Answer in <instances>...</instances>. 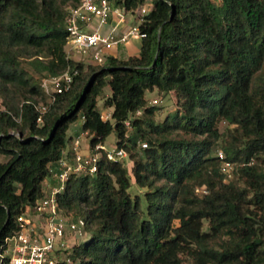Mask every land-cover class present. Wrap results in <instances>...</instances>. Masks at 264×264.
<instances>
[{
	"label": "trees",
	"instance_id": "1",
	"mask_svg": "<svg viewBox=\"0 0 264 264\" xmlns=\"http://www.w3.org/2000/svg\"><path fill=\"white\" fill-rule=\"evenodd\" d=\"M81 1L0 0V252L81 118L93 151L116 131L132 165L100 150L95 174L71 175L59 206L89 236L61 264H264V0H151L139 54L104 64L68 56ZM112 1L136 13L147 0ZM68 68L71 88L39 123L43 80ZM154 90L182 109L158 121Z\"/></svg>",
	"mask_w": 264,
	"mask_h": 264
},
{
	"label": "built area",
	"instance_id": "2",
	"mask_svg": "<svg viewBox=\"0 0 264 264\" xmlns=\"http://www.w3.org/2000/svg\"><path fill=\"white\" fill-rule=\"evenodd\" d=\"M148 1L150 7H147ZM151 8V0H147L136 13L114 6L112 0H82L79 6L70 9L66 19L68 56L78 61L104 64L107 50L120 44L126 45L133 38L146 36L139 23ZM134 16L137 22L126 25L129 17ZM108 24L113 25L108 32H104L103 28ZM76 74L77 70L68 68L61 74L48 76L43 80L42 87L49 104L41 103L37 106L40 112L39 123L58 95L71 88ZM157 103L158 100L151 102L153 105ZM109 116V112L104 114L105 118ZM142 147H147V143H142ZM100 150L106 152L109 160L125 161L131 167L132 161L125 148L109 150L105 145L98 144L93 153L84 154L80 149V140L76 139L71 156L61 159L59 170L53 171L55 182L49 185L46 195L18 217L20 229L5 239L4 249L0 252V264H4L6 258V264L72 262L69 254L73 247L89 236L85 230L88 222L83 217L66 214L59 206L58 197L65 192L71 175L97 172L98 161L102 156ZM219 156L224 158L222 151H219ZM224 169L226 171L225 167Z\"/></svg>",
	"mask_w": 264,
	"mask_h": 264
},
{
	"label": "rangeland",
	"instance_id": "3",
	"mask_svg": "<svg viewBox=\"0 0 264 264\" xmlns=\"http://www.w3.org/2000/svg\"><path fill=\"white\" fill-rule=\"evenodd\" d=\"M149 2L147 3V7H150ZM130 22L132 24L137 22V18L135 19L134 17H129ZM110 92V87L107 86L105 88V92L103 96L105 97L108 93ZM147 99H149L150 102L154 100H158L157 106L159 107V110L156 115V119L158 121H163L169 113L175 112L178 109H182L183 107V102L180 101L175 93H170L167 96H164L158 92V90L154 91H148L146 95ZM103 99L100 100L99 102V109L103 112H108L104 107ZM3 108L2 101L0 99V109ZM105 110V111H104ZM82 119L79 118L77 121L73 122L67 132L68 137H73L75 140L79 139L80 140V149L81 152L84 154H90L93 153L94 151L90 147V141L92 140V136L89 135L87 132H84L82 129ZM73 140V139H72ZM105 146L109 150H113L117 148V134L116 131H113L106 139L105 141ZM90 148V151L89 149ZM89 151V152H88ZM220 151V150H219ZM219 153V152H218ZM8 159L7 156L1 155L0 154V162L6 161ZM225 168L226 172L230 173V171L233 169V166L230 164L225 163ZM131 193L133 195L135 194H143L144 189L139 188L135 183L131 187ZM207 222H205V225L207 226ZM184 264H192V263H184Z\"/></svg>",
	"mask_w": 264,
	"mask_h": 264
},
{
	"label": "crops",
	"instance_id": "4",
	"mask_svg": "<svg viewBox=\"0 0 264 264\" xmlns=\"http://www.w3.org/2000/svg\"><path fill=\"white\" fill-rule=\"evenodd\" d=\"M130 20V19H129ZM128 20L127 24L126 25H129V24H132L130 21ZM113 24H108L106 25L104 28H103V31L104 32H108L111 27H112ZM140 48H141V38H133L129 41L128 44L124 45V44H120L110 50H107L106 51V56H115V57H119V58H128L129 56L131 55H138L139 52H140ZM78 58V57H77ZM110 93V92H109ZM108 93V94H109ZM107 94V95H108ZM105 111V110H104ZM72 141L69 145V152L71 154V151H72V146H73V143L75 141V139L72 137ZM89 151H90V148H88ZM88 151V152H89ZM91 153V151H90ZM55 182V179L54 177H50L48 178L46 181H45V190H46V193L48 191V188H49V185L51 183H54Z\"/></svg>",
	"mask_w": 264,
	"mask_h": 264
}]
</instances>
